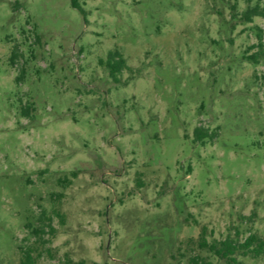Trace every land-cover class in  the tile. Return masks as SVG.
Here are the masks:
<instances>
[{
  "label": "rangeland",
  "instance_id": "374dc122",
  "mask_svg": "<svg viewBox=\"0 0 264 264\" xmlns=\"http://www.w3.org/2000/svg\"><path fill=\"white\" fill-rule=\"evenodd\" d=\"M79 3L0 0V264H227L203 231L264 239V0Z\"/></svg>",
  "mask_w": 264,
  "mask_h": 264
},
{
  "label": "trees",
  "instance_id": "16d2710c",
  "mask_svg": "<svg viewBox=\"0 0 264 264\" xmlns=\"http://www.w3.org/2000/svg\"><path fill=\"white\" fill-rule=\"evenodd\" d=\"M73 7L79 9L85 16L87 12L85 9L80 5L79 0H72ZM243 21L247 24L253 23L254 18L262 17L264 18V6L260 4H256L255 6H249L242 14ZM262 30H260L261 32ZM262 33V32H261ZM260 41H262V35H259ZM258 46H262V43H259ZM257 46L253 45L249 48L250 51L255 49ZM263 52L258 51L252 54L247 52V56L245 59L251 62L254 65H258L260 60L262 59ZM19 57V48L16 46L13 50L11 61L12 64L15 65L16 61ZM101 65H104L111 76V78L116 82L119 83V76L125 70H131V67L128 66L127 60L123 57V55L118 51H112L109 53L108 60H101ZM21 80V76L17 77V82ZM23 116H30L29 113L23 111ZM211 136L208 130L204 128H196L195 130V142L201 143L204 145L207 139ZM73 175H76L73 173ZM40 221H43L40 219ZM44 225H48L44 223ZM32 229V235L37 237L38 239H42V234H45V228H36L33 227L31 222L26 223V229ZM52 231V230H51ZM202 242L200 243L203 249H208L209 252L215 254L218 258L222 260H226L227 264H244L238 261L237 256L241 255L243 257L252 256L254 258H260L264 255V239L259 237L257 234H251L244 242H239L235 239L227 238L224 241H215L213 243H209L205 238V231L202 233ZM30 238L27 237L26 241ZM24 240V242H26ZM20 251V264H36L37 257H36V249L31 244L28 245H21L19 246Z\"/></svg>",
  "mask_w": 264,
  "mask_h": 264
}]
</instances>
